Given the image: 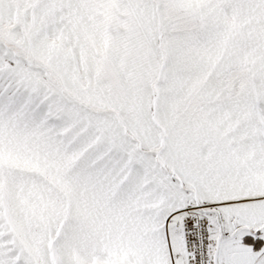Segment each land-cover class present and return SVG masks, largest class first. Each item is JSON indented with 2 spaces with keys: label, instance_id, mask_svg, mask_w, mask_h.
I'll use <instances>...</instances> for the list:
<instances>
[{
  "label": "rangeland",
  "instance_id": "1",
  "mask_svg": "<svg viewBox=\"0 0 264 264\" xmlns=\"http://www.w3.org/2000/svg\"><path fill=\"white\" fill-rule=\"evenodd\" d=\"M76 2L0 0V51L49 88L71 84L59 126L17 130L0 153V264H184L180 218L195 199L252 225L247 264H264L260 67L195 57V0H95L105 16L88 21ZM106 34L121 36V56H106Z\"/></svg>",
  "mask_w": 264,
  "mask_h": 264
},
{
  "label": "crops",
  "instance_id": "2",
  "mask_svg": "<svg viewBox=\"0 0 264 264\" xmlns=\"http://www.w3.org/2000/svg\"><path fill=\"white\" fill-rule=\"evenodd\" d=\"M181 1L185 3L187 10L189 8L187 0ZM76 6L80 10H84V19L89 13H94L93 16L96 17L105 16V13L102 12L103 8L99 7L100 5L95 3V0H77ZM193 8L195 9L197 24L194 49V55L197 59L205 57L254 59V65L260 67L259 74L264 73V0H195ZM131 36L130 42L133 49L134 42L139 41V36ZM100 41L106 49V56L118 57L122 55L124 46L120 35L106 34L100 36ZM9 55L8 52L0 51V153H10L13 142H9V139L17 136L15 134L17 130L19 133L24 130V137L27 138V136H37L36 133L40 130L37 128L38 121L43 122L44 125L50 122L51 125L59 126L65 118L59 109L62 105L69 107V100L71 99L69 96H63L61 92V88L64 90L67 88L66 85L71 86V84L63 80L58 88H53L54 85L49 88L43 76L32 72L25 64H19L18 59ZM82 56L85 57V53ZM50 73L56 75L53 76L55 83L62 74L59 65L56 64H53ZM261 86H264V83H261ZM49 106L51 107V115L47 113ZM66 115L70 116L69 114ZM34 116L36 119H32ZM27 130H31L33 133L27 134ZM42 152L48 158L47 151L44 149ZM50 155L52 156L50 159H53V152ZM201 201L195 199L194 203L196 206L199 204L202 207L201 203L205 202ZM233 201L235 202L232 200L229 203L232 205ZM229 203H226L225 211L229 212L228 216L232 218L236 211L231 209ZM218 209L224 231H227L225 228L227 223L231 224L230 231L239 228L237 235L233 238V240L237 239L238 241L229 245L227 258H225L226 263L221 261L222 264H247L248 259L250 260L253 256L251 235L248 231L253 226L248 222L234 224L231 219L226 223L224 209ZM241 227L247 229L242 230ZM179 241L182 247L180 229ZM236 251L240 253L239 256L244 261L234 259Z\"/></svg>",
  "mask_w": 264,
  "mask_h": 264
},
{
  "label": "built area",
  "instance_id": "3",
  "mask_svg": "<svg viewBox=\"0 0 264 264\" xmlns=\"http://www.w3.org/2000/svg\"><path fill=\"white\" fill-rule=\"evenodd\" d=\"M180 233L184 264H212V231L206 214L183 210Z\"/></svg>",
  "mask_w": 264,
  "mask_h": 264
},
{
  "label": "water",
  "instance_id": "4",
  "mask_svg": "<svg viewBox=\"0 0 264 264\" xmlns=\"http://www.w3.org/2000/svg\"><path fill=\"white\" fill-rule=\"evenodd\" d=\"M197 207L200 210V212H202L204 214H212L213 213L216 216V222H217L218 227H219V235L216 238L214 250L212 253V264H221L220 254H221L222 245L225 242L233 239L237 235L239 228L235 229L231 233H226L223 229L220 214L216 209H203L202 207L199 206V204L197 205Z\"/></svg>",
  "mask_w": 264,
  "mask_h": 264
},
{
  "label": "trees",
  "instance_id": "5",
  "mask_svg": "<svg viewBox=\"0 0 264 264\" xmlns=\"http://www.w3.org/2000/svg\"><path fill=\"white\" fill-rule=\"evenodd\" d=\"M16 57H18L17 55H16ZM214 250V249H213Z\"/></svg>",
  "mask_w": 264,
  "mask_h": 264
}]
</instances>
